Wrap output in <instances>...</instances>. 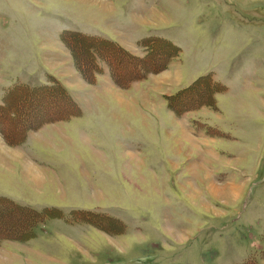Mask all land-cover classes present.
Wrapping results in <instances>:
<instances>
[{"label":"rangeland","instance_id":"1","mask_svg":"<svg viewBox=\"0 0 264 264\" xmlns=\"http://www.w3.org/2000/svg\"><path fill=\"white\" fill-rule=\"evenodd\" d=\"M71 29L175 48L129 87L106 63L88 82ZM51 76L81 114L21 147L0 132V195L62 214L1 239L0 264H264V0H0V104Z\"/></svg>","mask_w":264,"mask_h":264},{"label":"trees","instance_id":"2","mask_svg":"<svg viewBox=\"0 0 264 264\" xmlns=\"http://www.w3.org/2000/svg\"><path fill=\"white\" fill-rule=\"evenodd\" d=\"M61 39L69 48L75 68L84 79L95 82L98 75L103 72V64L106 63L113 80L122 87H129L134 80L143 79L148 73L165 66L169 55L162 46L175 48V45L165 38L145 37L144 41L150 39V42L142 40L145 54L135 56L114 40L87 34L77 29L64 31ZM79 114L81 107L72 94L58 78L51 76L46 84H16L7 90L0 104V132L8 144L19 145L24 142L30 130L47 122L65 120ZM61 214L62 210L59 208L38 210L0 195V226L3 227L0 240L3 238L29 240L35 237V228L41 222V217ZM86 214L95 217L100 215L95 212H86ZM107 218L119 222L114 217ZM242 264L258 263L249 259Z\"/></svg>","mask_w":264,"mask_h":264},{"label":"crops","instance_id":"3","mask_svg":"<svg viewBox=\"0 0 264 264\" xmlns=\"http://www.w3.org/2000/svg\"><path fill=\"white\" fill-rule=\"evenodd\" d=\"M56 77V76H55ZM100 77V76H99ZM64 84V83H63ZM64 86L67 88V86L64 84ZM68 89V88H67ZM69 91V90H68ZM70 92V91H69ZM72 94V93H71ZM73 96V95H72ZM74 97V96H73ZM74 99L76 100V102L78 103V100L74 97ZM79 104V103H78ZM79 106L81 107V105L79 104ZM81 109H82V107H81ZM75 117H77V116H75ZM71 118H73V117H71ZM71 118H69V119H65V120H62V121H55L54 123H62V122H65V121H68V120H70ZM46 125H49L50 124V122H47V123H45ZM39 129H41L40 127H39ZM35 129H32V130H30L29 132H28V134H27V137H26V139L25 140H27L28 138H30V136H31V134H32V132H35L34 131ZM31 137H35V136H31ZM26 142V141H25ZM24 142V143H25ZM24 143H21V144H19V145H17V146H13V145H11L10 147H13V148H15V147H21V146H23V144ZM264 259V258H263Z\"/></svg>","mask_w":264,"mask_h":264}]
</instances>
